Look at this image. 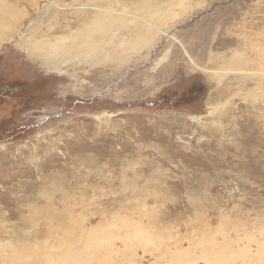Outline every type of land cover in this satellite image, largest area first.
Instances as JSON below:
<instances>
[{
	"label": "rangeland",
	"instance_id": "rangeland-1",
	"mask_svg": "<svg viewBox=\"0 0 264 264\" xmlns=\"http://www.w3.org/2000/svg\"><path fill=\"white\" fill-rule=\"evenodd\" d=\"M18 2L23 28L0 42V264L79 224L98 242L86 264H264V0H184L121 68L22 50L40 16L37 34L74 15Z\"/></svg>",
	"mask_w": 264,
	"mask_h": 264
},
{
	"label": "bare ground",
	"instance_id": "bare-ground-1",
	"mask_svg": "<svg viewBox=\"0 0 264 264\" xmlns=\"http://www.w3.org/2000/svg\"><path fill=\"white\" fill-rule=\"evenodd\" d=\"M18 1L0 0V42L4 39L5 32L10 30V32H15V35H17V32H21V28H23L21 27L22 22L19 24V20H17L19 16H24L23 11L19 9ZM74 1L79 2L81 0ZM113 1L115 2L117 0ZM159 2H163L162 5ZM183 3L184 0H171L168 3L167 0H134L129 2L128 5L122 4V6L115 7L111 3H108V0H87L86 2H79L75 5L72 3L71 5L73 6L70 7L65 3H59L57 0H47L42 9L43 12L45 10V15L50 13L52 16H56L60 11L64 13L66 8L73 9L71 14L74 15H72L74 29H71V26L63 24L61 26L47 28L50 31H61L58 34L51 35L50 31L44 32V30L41 34H37L40 32L39 29L42 25V16H40V19L38 18L36 23L33 22L28 26V37L25 38L24 42L22 41L21 47H23L22 50L28 53L34 48L41 53L58 57L66 64L67 61L72 59L74 61L75 59L84 60L90 63V65L110 61L115 62V68H121L122 64H126L130 59L132 60L134 55H137L136 58L140 59L142 50L145 48L150 49L159 33H167L169 31L165 27L169 22H172L174 17L180 14V11L177 13V10H179L178 8ZM38 4L37 0L36 7L39 6ZM18 25L20 26L18 27ZM171 34L170 32L165 35L170 36ZM38 35H40V38H38ZM234 58L242 59L240 56ZM233 61L237 62L235 60ZM233 61H229L226 65L227 68L223 70L229 71V64ZM244 61L246 60L242 59L238 62L239 65L240 63L243 64ZM239 65L236 66L235 63L236 67H234L238 68L240 67ZM251 68L254 69V67ZM258 71L257 73L260 74L259 77L262 78L261 81H264V69ZM237 72L246 73L241 68ZM223 90L221 89L222 92L218 95V100L224 96V93L226 96H231L229 89L224 90L225 92ZM225 102L226 104L230 102L228 97H226ZM45 193L49 196L53 195L50 192ZM48 199L52 198L49 197ZM63 201H70V196H60V202ZM47 203L48 209L45 211L50 214L49 216L46 215V221L60 217L62 211L58 215H51L54 214V210L57 212L59 209L55 207L56 205ZM58 207L60 208V204ZM30 216L32 217L31 214ZM27 233L30 235L32 232L28 230ZM94 234H90V231H84L82 225L79 224L78 228L75 227L74 234L67 241L54 236L52 243L46 241L38 243L34 249L36 254L42 255L38 258V261L27 258L30 250L19 251L15 246H12L7 252L10 253V262L8 264H13V261L14 264H86L89 257L88 252H92L95 249L98 250V242ZM49 248H53L54 250H49ZM55 255L56 257L53 258Z\"/></svg>",
	"mask_w": 264,
	"mask_h": 264
}]
</instances>
